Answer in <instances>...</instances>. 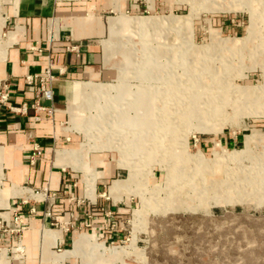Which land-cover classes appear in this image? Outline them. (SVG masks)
I'll use <instances>...</instances> for the list:
<instances>
[{
	"label": "rangeland",
	"instance_id": "obj_1",
	"mask_svg": "<svg viewBox=\"0 0 264 264\" xmlns=\"http://www.w3.org/2000/svg\"><path fill=\"white\" fill-rule=\"evenodd\" d=\"M142 2L114 19L163 23L143 32L110 27L107 48L125 54V71L115 67L102 83L111 84L102 114L80 115L90 124L79 127L75 160L117 163L104 200L123 208L96 206L108 215L82 264H264V0ZM4 3L0 52L9 44ZM235 38L245 39L238 49L224 43ZM228 135L236 147L221 144ZM95 180H87L93 197ZM3 186L0 176V198Z\"/></svg>",
	"mask_w": 264,
	"mask_h": 264
},
{
	"label": "crops",
	"instance_id": "obj_2",
	"mask_svg": "<svg viewBox=\"0 0 264 264\" xmlns=\"http://www.w3.org/2000/svg\"><path fill=\"white\" fill-rule=\"evenodd\" d=\"M144 7L142 0L4 3L3 24L10 31L2 81L9 85V99L0 110V176L3 188L9 189L0 198V218L10 220L18 212L24 226L21 244L25 254L18 260L2 251L0 264H82L79 255L91 246L89 237L95 240L93 234L101 233L103 216L108 215L97 207L105 206L109 213L123 209L107 202L109 198L104 200L107 186L118 180L117 163L100 157L87 160L85 154L82 161L75 159L81 158L79 127L85 130L90 124V118L80 117L81 113L90 109L96 111L95 117L102 114L103 103L99 102L108 95L111 85L102 83L112 79L115 67L125 71V54L106 45V39L112 36L110 27L119 28L114 17L121 12L129 16ZM69 43L81 45L80 52H68ZM120 54L123 63L115 64L113 58ZM51 61L52 78L44 88L38 79L33 84L26 82L27 76H45ZM43 89L53 90V101L39 99L51 113L31 108L36 93ZM119 93L118 97L125 98ZM23 105L29 106L26 113L13 112ZM228 136L221 144L236 147L239 140ZM37 146L41 154L33 161ZM92 173L96 176L94 197L87 186ZM44 189L55 199L46 200L35 193ZM49 207L52 217L47 215ZM69 222L73 227L67 232L63 226ZM11 244L10 238L3 237V246Z\"/></svg>",
	"mask_w": 264,
	"mask_h": 264
},
{
	"label": "built area",
	"instance_id": "obj_3",
	"mask_svg": "<svg viewBox=\"0 0 264 264\" xmlns=\"http://www.w3.org/2000/svg\"><path fill=\"white\" fill-rule=\"evenodd\" d=\"M81 45L77 44H68L66 50L68 52L72 53H79L80 52ZM53 66V62L51 61L49 63V66L46 70L45 76L38 77V76H27L25 78L26 82L28 84H33L35 80H39L40 86L42 88L45 87L47 79L52 78L51 69ZM53 90L52 89H43L36 93L37 100L36 102L31 106L32 109H34L37 112H40L42 110H47L48 113H51V109L43 108L40 103L39 99L44 97L45 99L49 101H53ZM9 99V85L6 81L0 82V110L4 104L7 103ZM29 106L23 105L20 108H13V112L24 114L28 111ZM37 121L41 120V116L37 115L36 117ZM40 148L37 146L35 148V153L33 155V161L35 160L36 156L40 155ZM37 195H42L44 199H55V195H50L49 191L47 189L41 190L39 192H35ZM41 199V198H38ZM47 215L49 217H52V210L49 207V210L47 211ZM64 229L68 232L73 227L72 223H65ZM24 231V226L21 223L20 215L17 213L14 214L13 218L10 220L0 218V252L6 251L8 257L17 258L18 260H21L24 257L25 254V247L21 244L22 240V234ZM3 237L10 238L12 244L9 246H3L2 245V239ZM11 255V256H10Z\"/></svg>",
	"mask_w": 264,
	"mask_h": 264
},
{
	"label": "bare ground",
	"instance_id": "obj_4",
	"mask_svg": "<svg viewBox=\"0 0 264 264\" xmlns=\"http://www.w3.org/2000/svg\"><path fill=\"white\" fill-rule=\"evenodd\" d=\"M255 14V13H254ZM253 13H251V15H252V17H253V19H256L255 18V15H254ZM161 23H163V21H160V20H158V19H153V18H133L132 20H120V21H118V23L116 24L119 28H126V29H130L131 28V30L133 29V30H138V31H140V32H143L144 30H146V29H149V28H151V27H160L161 26ZM123 30V29H122ZM115 37V36H114ZM123 38V37H122ZM216 39H217V37H216ZM245 41V39H239V38H235V39H232V41L230 40V42H228L227 43V41H224V43L226 44V46L228 45L229 47H232V48H235V49H238V48H240V45H237L238 44V42H244ZM220 42V41H219ZM2 53V56H0V73H1V71H2V68H3V65H4V62H5V53L6 52H0V54ZM197 53V52H196ZM203 55V54H202ZM134 59V58H133ZM202 59V58H201ZM205 64V63H204ZM211 64V63H210ZM213 64V63H212ZM208 65V64H207ZM150 69V68H149ZM148 73V72H147ZM190 73H191V71H190ZM217 73V72H216ZM1 75V74H0ZM224 83V82H223ZM101 88V87H100ZM93 89V88H92ZM198 89V88H197ZM97 90V89H96ZM100 90V89H99ZM102 91V90H101ZM174 91V90H173ZM239 94H240V96L242 97L243 95H244V92H243V90L242 91H239ZM198 96V95H197ZM251 96H253V98H260V96H262V93L260 92V91H257V90H255V89H253V93H252V95ZM200 99V98H199ZM198 99V100H199ZM88 100V99H87ZM199 102V101H198ZM91 103V102H90ZM253 103V102H252ZM200 104V103H199ZM255 104V103H254ZM146 105V104H145ZM155 105H156V103H155ZM88 106V105H87ZM110 106V105H109ZM147 106V105H146ZM98 107V106H97ZM113 107V106H112ZM167 106H165V108H166ZM169 107V106H168ZM198 107H199V105H198ZM108 108V107H107ZM164 108V109H165ZM110 109V108H109ZM150 109V108H149ZM198 109V108H197ZM117 110V109H116ZM115 110V111H116ZM119 110H120V108H119ZM114 111V110H113ZM149 111V110H148ZM197 111V110H196ZM70 113H71V115L73 116L74 114H75V112H74V110L72 109L71 111H70ZM239 114V113H238ZM189 115V114H188ZM109 116V115H108ZM147 116H148V114H147ZM125 117V116H124ZM143 117V116H142ZM136 118V117H135ZM134 118V119H135ZM149 118V117H148ZM97 119V118H96ZM95 119V120H96ZM123 119V118H122ZM144 121V120H143ZM122 124H123V122H122ZM148 128H150V127H148ZM140 133H142V132H140ZM142 135V134H141ZM146 136V135H145ZM151 136V135H150ZM149 136V137H150ZM147 138V137H146ZM141 140H142V138H138V140L136 141V139H135V141L134 142H136V144L139 142L140 144H141ZM133 143V142H132ZM143 145H145V144H143ZM144 148V147H143ZM138 149H139V147H138ZM148 149V148H147ZM143 150V149H142ZM145 150V149H144ZM264 167V166H263ZM263 173L262 174H264V170L262 171ZM207 183H209V182H207ZM258 184H259V188H263L264 189V176L263 177H261L260 178V180H258ZM83 239H84V237H83ZM86 239V238H85Z\"/></svg>",
	"mask_w": 264,
	"mask_h": 264
}]
</instances>
